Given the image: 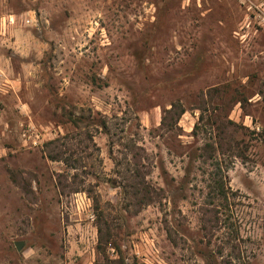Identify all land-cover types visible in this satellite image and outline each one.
Returning a JSON list of instances; mask_svg holds the SVG:
<instances>
[{"label": "rangeland", "instance_id": "1", "mask_svg": "<svg viewBox=\"0 0 264 264\" xmlns=\"http://www.w3.org/2000/svg\"><path fill=\"white\" fill-rule=\"evenodd\" d=\"M0 264H264V0H0Z\"/></svg>", "mask_w": 264, "mask_h": 264}, {"label": "trees", "instance_id": "2", "mask_svg": "<svg viewBox=\"0 0 264 264\" xmlns=\"http://www.w3.org/2000/svg\"><path fill=\"white\" fill-rule=\"evenodd\" d=\"M177 109H179V110H177ZM167 112H169V113L176 112L177 117L179 116L178 118H180L181 115L185 112V109L182 106V103H173L172 106L169 109H167ZM69 120L75 126H79L81 123H85V122L87 124H92V123L95 122V121H93L91 119V117H87L85 115H75V114H72V113L69 114ZM202 120H203V113H201V115L199 117V122L202 121ZM228 122L231 124V126L238 127L237 123H235L234 121L228 120ZM96 124H98L99 126L105 127V128L107 126L106 120H103L101 118L97 121ZM199 126H200V124L197 123L195 125V129H198ZM211 127H214V129H217L220 132L219 133L217 131V133L219 134L218 137H219L220 141H222V140L224 141L225 138H226L224 136V131L225 130H223L221 128L220 124H216L215 125V123H212ZM56 141H58V140H56V139L52 140V141L48 142L47 144L55 143ZM207 146H208V150L210 151V155H208L207 158H211V159H215L216 160V163H213V164H215V167L217 169L216 171L213 172V175H212L210 181L207 184L208 189H209L208 190V195L212 199V201L219 200L220 201L219 207L222 210V212H225L226 215L229 214V216H231V213L232 212L234 213V211H235V209H234L235 201L232 200L235 197L233 195L235 191H233L232 188L229 185L227 173H226V171H224L222 169V166H221V164L219 162L218 156L216 157L213 154V151L215 149H217L215 147L214 143L213 144L212 143L211 144H207ZM219 146H220V149L218 151L220 152V150H222L221 148L223 147V144L220 143ZM216 154H218V153L216 152ZM50 157L52 159H57V158H59V155L51 153ZM99 232L100 233L102 232V227H99ZM167 232H168L169 236L172 237V231L169 228L167 229ZM100 239H102L101 234H100Z\"/></svg>", "mask_w": 264, "mask_h": 264}, {"label": "water", "instance_id": "3", "mask_svg": "<svg viewBox=\"0 0 264 264\" xmlns=\"http://www.w3.org/2000/svg\"><path fill=\"white\" fill-rule=\"evenodd\" d=\"M23 241H18V242H16V247H17V249L18 250H21V248L23 247Z\"/></svg>", "mask_w": 264, "mask_h": 264}, {"label": "built area", "instance_id": "4", "mask_svg": "<svg viewBox=\"0 0 264 264\" xmlns=\"http://www.w3.org/2000/svg\"><path fill=\"white\" fill-rule=\"evenodd\" d=\"M242 1H244V0H242Z\"/></svg>", "mask_w": 264, "mask_h": 264}]
</instances>
